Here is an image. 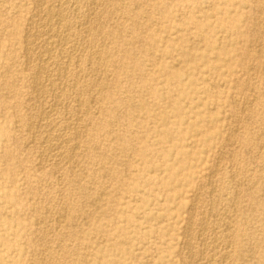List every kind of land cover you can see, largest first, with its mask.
Segmentation results:
<instances>
[{
  "label": "rangeland",
  "instance_id": "rangeland-1",
  "mask_svg": "<svg viewBox=\"0 0 264 264\" xmlns=\"http://www.w3.org/2000/svg\"><path fill=\"white\" fill-rule=\"evenodd\" d=\"M65 248L264 264V0H0V264Z\"/></svg>",
  "mask_w": 264,
  "mask_h": 264
},
{
  "label": "bare ground",
  "instance_id": "bare-ground-1",
  "mask_svg": "<svg viewBox=\"0 0 264 264\" xmlns=\"http://www.w3.org/2000/svg\"><path fill=\"white\" fill-rule=\"evenodd\" d=\"M35 1H37V0H35ZM44 1V0H43ZM262 1V0H261ZM40 2V1H39ZM60 2V1H59ZM68 3V2H67ZM60 6H62V5H60ZM60 8V7H59ZM41 9V8H40ZM78 9V8H77ZM37 10V9H36ZM60 10V9H59ZM67 10V9H66ZM44 11V10H43ZM78 11V10H77ZM262 11V10H261ZM40 12V11H39ZM48 12V11H47ZM52 12V11H51ZM63 12V11H62ZM57 13V12H56ZM53 14V13H52ZM54 14H55V12H54ZM53 14V15H54ZM91 14V13H90ZM262 14V13H261ZM53 15H52V17H53ZM57 15V14H56ZM47 16V15H46ZM60 16V15H59ZM33 17H35V16H33ZM40 17V16H39ZM43 17V16H42ZM46 18V17H45ZM58 17H56V19H57ZM65 18V17H64ZM63 18V19H64ZM237 19H239V18H237ZM39 20V19H38ZM70 20V19H69ZM88 20V19H87ZM41 21V20H40ZM43 21V20H42ZM51 21V20H50ZM61 21V20H60ZM238 21V20H237ZM59 22V21H58ZM41 23H43V22H41ZM47 24V23H46ZM81 23H79V25H80ZM59 25V24H58ZM33 26V25H32ZM40 26V25H39ZM85 26V25H84ZM35 27V26H34ZM59 28V27H58ZM79 28V27H78ZM38 29V28H37ZM69 29V28H68ZM253 29V28H252ZM60 30V29H59ZM82 30H83V28H82ZM68 31V30H67ZM30 32V31H29ZM49 32V31H48ZM66 33V32H65ZM73 33V32H72ZM36 34V33H35ZM47 34V33H46ZM56 34V33H55ZM259 34V33H258ZM29 35V34H28ZM27 35V36H28ZM66 36V35H65ZM71 36V35H70ZM26 37V36H25ZM41 37V36H40ZM43 38V37H42ZM51 39V38H50ZM78 39V38H77ZM82 39V38H81ZM256 41V40H255ZM60 43H61V41H59ZM254 42V41H253ZM46 43H47V41H46ZM52 43V42H51ZM56 43V42H55ZM25 44V43H24ZM68 44V43H67ZM46 45V44H45ZM47 46H49V45H47ZM61 48H63V46L61 47ZM60 48V49H61ZM71 48V47H70ZM46 49V48H45ZM44 49V50H45ZM51 49V48H50ZM49 49V50H50ZM53 49V48H52ZM76 49V48H75ZM74 49V50H75ZM26 51H28V50H26ZM40 51V50H39ZM25 52V51H24ZM50 52V51H49ZM78 52V51H77ZM99 52V51H98ZM28 53V52H27ZM40 54V53H39ZM46 54H47V52H46ZM25 55V54H24ZM44 55V54H43ZM51 55H53V54H51ZM77 56V55H76ZM26 57V56H25ZM50 57V56H49ZM79 57V56H78ZM21 58V57H20ZM36 58V57H35ZM38 58V57H37ZM62 58V57H61ZM80 58V57H79ZM44 59V58H43ZM36 60V59H35ZM34 60V61H35ZM41 60V59H40ZM62 60V59H61ZM29 61V60H28ZM42 62V61H41ZM46 62V61H45ZM29 63V62H28ZM52 63V62H51ZM89 63V62H88ZM262 64V63H261ZM177 67H178V65H177ZM259 67V66H258ZM39 70V69H38ZM43 70V69H42ZM79 70V69H78ZM251 70H253V69H251ZM28 71V70H27ZM220 71V70H219ZM60 72V71H59ZM46 73V72H45ZM49 73V72H48ZM51 73V72H50ZM64 73H65V71H64ZM257 74H258V72H257ZM35 75V74H34ZM50 75V74H49ZM59 75V74H58ZM81 75V74H80ZM56 76V75H55ZM60 76H62V75H60ZM77 76V75H76ZM96 76V75H95ZM52 77V76H51ZM55 78V77H54ZM70 78V77H69ZM82 78V77H81ZM31 79H33V78H31ZM39 79V78H38ZM48 79H49V77H48ZM56 79H58V78H56ZM253 79V78H252ZM99 80V79H98ZM63 81V80H62ZM68 82V81H67ZM253 82V81H252ZM34 83V82H33ZM69 83V82H68ZM74 83V82H73ZM31 84V83H30ZM75 84V83H74ZM33 85V84H32ZM61 86V85H60ZM65 86V85H64ZM73 86V85H72ZM102 86V85H101ZM51 87V86H50ZM59 89V88H58ZM65 89V88H64ZM70 89V88H69ZM221 89V88H220ZM33 90V89H32ZM44 90V89H43ZM49 91V90H48ZM73 91V90H72ZM137 91V90H136ZM34 92V91H33ZM40 92V91H39ZM42 92H44V91H42ZM57 92V91H56ZM75 92V91H74ZM243 92V91H242ZM47 93V92H46ZM76 93V92H75ZM35 94V93H34ZM40 94V93H39ZM44 94V93H43ZM50 94V93H49ZM68 94V93H67ZM71 94V93H70ZM88 94V93H87ZM46 95V94H45ZM53 93H52V97H53ZM61 95V94H60ZM69 95V94H68ZM241 95V94H240ZM90 96V95H89ZM253 96V95H252ZM43 97V96H42ZM61 97V96H60ZM79 97H80V95H79ZM37 98V97H36ZM40 99V98H39ZM42 99V98H41ZM34 100V99H33ZM58 100V99H57ZM79 100V99H78ZM246 100V99H245ZM44 101V100H43ZM46 101V100H45ZM173 101V100H172ZM178 101V100H177ZM37 102V101H36ZM50 102V101H49ZM169 102V101H168ZM247 102V101H246ZM75 103H77V102H75ZM55 104V103H54ZM55 105H57V104H55ZM61 105V104H60ZM43 106V105H42ZM243 106V105H242ZM25 107V106H24ZM45 107V106H44ZM76 107V106H75ZM33 108V107H32ZM36 108V107H35ZM45 109V108H44ZM49 109V108H48ZM58 109V108H57ZM67 110V109H66ZM47 111V110H46ZM68 111V110H67ZM72 111V110H71ZM29 112V111H28ZM44 112V111H43ZM51 112V111H50ZM88 112V111H87ZM36 113V112H35ZM52 113V112H51ZM33 114V113H32ZM66 114V113H65ZM98 114V113H97ZM60 115V114H59ZM72 115H74V114H72ZM81 115V114H80ZM83 115H84V113H83ZM92 115V114H91ZM42 116V115H41ZM53 116V115H52ZM79 116V115H78ZM95 116V115H94ZM31 117V116H30ZM48 117V116H47ZM56 118V117H55ZM58 118V117H57ZM70 118V117H69ZM40 119V118H39ZM42 119V118H41ZM61 119V118H60ZM74 119V118H73ZM81 120V119H80ZM79 120V121H80ZM245 120V119H244ZM40 121V120H39ZM185 121V120H184ZM54 122V121H53ZM32 123V122H31ZM40 123H41V121H40ZM116 123V122H115ZM244 123V122H243ZM167 124V123H166ZM28 125H30V124H28ZM74 125V124H73ZM168 125V124H167ZM31 127V126H30ZM53 127H55V125L53 126ZM70 127H72V126H70ZM76 127H78V126H76ZM61 128H62V126H61ZM65 128V127H64ZM79 128V127H78ZM58 129V128H57ZM77 129V128H76ZM28 130V129H27ZM74 130V129H73ZM132 130V129H131ZM39 131V130H38ZM78 131V130H77ZM76 132V131H75ZM32 134H34V133H32ZM72 134V133H71ZM131 135H133V134H131ZM35 136V135H34ZM47 136V135H46ZM53 136V135H52ZM79 136V135H78ZM74 137H76V134H75V136ZM57 138V137H56ZM76 139V138H75ZM228 139V138H227ZM233 139V138H232ZM93 140V139H92ZM92 140H91V142H92ZM185 140V139H184ZM47 142H48V140H47ZM74 142V141H73ZM54 143V142H53ZM93 143V142H92ZM115 144V143H114ZM53 147V146H52ZM74 147H76V145L74 146ZM224 149V148H223ZM72 150V149H71ZM75 151V150H74ZM222 151V150H221ZM233 152V151H232ZM73 153V152H72ZM70 154V153H69ZM80 155V154H79ZM220 155V154H219ZM234 155V154H233ZM41 156V155H40ZM54 157V156H53ZM73 157V156H72ZM174 157V156H173ZM190 163V162H189ZM47 166V165H46ZM240 166V165H239ZM234 167V166H233ZM60 168V167H59ZM75 173V172H74ZM233 173V172H232ZM114 174H117V170L115 169L114 170ZM215 174V173H214ZM105 175V174H104ZM152 175V174H151ZM237 177V176H236ZM210 178H211V175H210ZM233 178V177H232ZM59 179V178H58ZM236 179V178H235ZM222 181V180H221ZM211 182V181H210ZM238 183V182H237ZM220 184V183H219ZM91 185V184H90ZM103 185V184H102ZM238 185V184H237ZM236 185V186H237ZM60 187V186H59ZM219 187V186H218ZM227 188V187H226ZM172 191H174V190H171L170 189V192H172ZM199 191V190H198ZM227 191V190H226ZM236 193V192H235ZM237 194V193H236ZM235 196V195H234ZM236 197V196H235ZM12 201V200H11ZM10 201V202H11ZM237 201H239V200H237ZM219 203V202H218ZM230 205V204H229ZM215 206V205H214ZM54 207V206H53ZM221 207V206H220ZM200 208V207H199ZM215 208V207H214ZM161 211V210H160ZM231 212V211H230ZM69 216V215H68ZM209 216V215H208ZM207 216V217H208ZM214 216V215H213ZM220 218V217H219ZM204 220V219H203ZM207 220V219H206ZM225 220V219H224ZM60 221V220H59ZM202 221V220H201ZM65 222V221H64ZM214 222V221H213ZM52 223V222H51ZM238 223V222H237ZM71 224V223H70ZM232 224V223H231ZM12 225H13V221H11V220H4V221H2V226L5 228V229H7L8 231L12 228ZM221 225V224H220ZM187 227H189V226H187ZM56 228V227H55ZM200 229V228H199ZM221 230V229H220ZM205 231V230H204ZM49 233V232H48ZM189 233V232H188ZM203 233V232H202ZM62 235V234H61ZM195 235V234H194ZM46 236V235H45ZM183 236V235H182ZM188 236H189V234H188ZM229 237H230V234H229ZM63 238V237H62ZM199 238V237H198ZM197 238V239H198ZM226 238H228V237H226ZM42 239V238H41ZM58 240V239H57ZM183 240V239H182ZM196 240V239H195ZM42 241H44V240H42ZM36 242V241H35ZM61 242V241H60ZM67 242V241H66ZM65 242V243H66ZM196 242V241H195ZM185 243H186V241H185ZM214 243V242H213ZM62 244V243H61ZM74 244V243H73ZM200 244V243H199ZM225 245V244H224ZM192 246V245H191ZM6 248H8V249H10L9 248V246L8 245H6ZM192 248H193V246H192ZM191 248V249H192ZM208 248V247H207ZM57 250V249H56ZM205 250V249H204ZM232 250V249H231ZM60 252V251H59ZM58 253V252H57ZM70 251L69 250H67L66 248H65V250L63 251V256H61V258H60V263H58V264H67V262H66V257H68V256H70ZM187 253V252H186ZM205 253V252H204ZM207 253V252H206ZM181 254V253H180ZM201 254V253H200ZM75 255V254H74ZM227 255V254H226ZM225 256V255H224ZM193 257V256H192ZM226 257V256H225ZM55 258V257H54ZM197 258V257H196ZM58 259V258H57ZM232 259V258H231ZM50 260V259H49ZM77 260V259H76ZM192 260V259H191ZM52 261V260H51ZM59 261V260H58ZM217 261V260H216ZM227 261V260H226ZM181 263V262H180ZM190 263H191V261H190ZM201 263H202V261H201ZM33 264H35V262L33 263ZM51 264H53L52 262H51ZM56 264V263H55Z\"/></svg>",
  "mask_w": 264,
  "mask_h": 264
}]
</instances>
